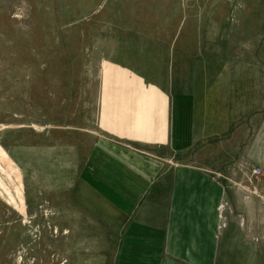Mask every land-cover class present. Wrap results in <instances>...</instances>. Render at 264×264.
Wrapping results in <instances>:
<instances>
[{
  "label": "rangeland",
  "instance_id": "rangeland-1",
  "mask_svg": "<svg viewBox=\"0 0 264 264\" xmlns=\"http://www.w3.org/2000/svg\"><path fill=\"white\" fill-rule=\"evenodd\" d=\"M112 150L220 187L194 264H264V0H0V264H166Z\"/></svg>",
  "mask_w": 264,
  "mask_h": 264
},
{
  "label": "crops",
  "instance_id": "crops-1",
  "mask_svg": "<svg viewBox=\"0 0 264 264\" xmlns=\"http://www.w3.org/2000/svg\"><path fill=\"white\" fill-rule=\"evenodd\" d=\"M96 153L99 158L103 154L100 151ZM108 155L107 163L103 162L106 165L95 161L94 166L97 172L102 173V184L108 185L110 197L122 212L135 216L142 202L151 196L158 199L159 205L161 199L167 203L162 221L156 224L146 222L144 213L147 210L141 219L146 234L156 235L155 242L162 244L166 264H194L192 260L215 257L221 191L212 177L194 170L173 171L157 179V192L151 194L149 187L154 184L151 180L160 171L137 164L123 152L112 150Z\"/></svg>",
  "mask_w": 264,
  "mask_h": 264
}]
</instances>
